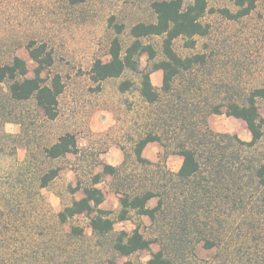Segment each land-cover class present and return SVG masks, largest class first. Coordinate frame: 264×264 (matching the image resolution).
Wrapping results in <instances>:
<instances>
[{
  "label": "trees",
  "instance_id": "obj_1",
  "mask_svg": "<svg viewBox=\"0 0 264 264\" xmlns=\"http://www.w3.org/2000/svg\"><path fill=\"white\" fill-rule=\"evenodd\" d=\"M86 1L65 0V6L77 11ZM229 1L235 10L211 9L210 0L188 4L184 0H155L149 20L128 27L116 16L109 19L105 53L108 59L101 56L93 61L89 79L101 90L109 80L127 73L136 75L137 80H123L118 90L121 94L137 91L151 110L145 131L131 139L133 169L128 166L129 154L122 144V164L114 166L97 157L94 166L100 171L90 172L86 182L80 177V169H74L76 185H68L71 202L63 206L57 218L65 225L77 216H88L96 248L130 257L150 251L152 244L158 243L160 250L146 264H264V81L257 76V61L248 68V86L241 85L244 80L238 75L234 80L216 82L212 78L218 70H224L219 67L227 65L219 61V54L208 52V45L205 51L187 56L175 48L176 41L182 39L186 48L195 50L197 38L210 35L211 25L204 21L208 14L241 22L259 4V0ZM127 30L129 42L124 37ZM156 38L160 39L159 45L152 42ZM21 48L37 64L33 77H29L27 62L18 55ZM143 56H147L148 64L141 69ZM54 64V52L46 41L0 32L3 125L18 124L24 133L26 121L20 108L27 103H34L47 120L58 119L60 97L66 90L64 76L52 73L44 77ZM158 71L163 73L160 87L152 81V74ZM213 114L243 120L251 140L214 131L209 124ZM152 143L164 148L165 162L169 156L181 157L180 169L174 172L164 161L156 163L144 157L145 149ZM70 154L83 156L84 149L79 145L77 132L64 131L54 143L42 147L41 156L29 155L26 164L35 170L31 181L40 189H50L64 169L52 163L67 159ZM109 176L110 190L119 198L115 211L102 208L106 196L98 187ZM19 180L23 181L21 177ZM78 192L84 197L77 199ZM153 200L156 205L150 207ZM133 214L147 217L157 235L149 238L139 227L131 232L116 231V224L131 220ZM83 235V227L71 225V238ZM200 245L216 251L213 260L200 258ZM110 263L115 264L113 260Z\"/></svg>",
  "mask_w": 264,
  "mask_h": 264
},
{
  "label": "rangeland",
  "instance_id": "obj_2",
  "mask_svg": "<svg viewBox=\"0 0 264 264\" xmlns=\"http://www.w3.org/2000/svg\"><path fill=\"white\" fill-rule=\"evenodd\" d=\"M153 1L87 0L77 11H70L65 6V0H0L1 34L46 41L54 52L55 64L44 77L61 73L66 84L56 121L47 120L44 112L34 103H27L20 108L26 121L23 133L18 124L3 125L0 114V264L5 261L11 264H111L112 260L115 264H146L152 254L160 250V245L154 243L150 251H141L130 257L116 256L106 248L95 247L96 239L88 216H77L65 225L60 224L57 218L63 206L71 202L68 185H76L74 169H80L82 181H88L90 172L100 171L94 166L97 157L103 159L105 154V161L108 157L115 162L118 151L115 146L120 148L119 144L127 149L130 170L135 167L131 139H137L145 131L146 118L151 109L137 91L121 94L118 87L123 80H137V76L127 73L120 79L105 82L102 89L97 90L88 72L97 57L108 59L105 53L110 33L109 19L116 16L128 27L149 20ZM184 1L188 4L193 0ZM210 8L235 10L229 0H210ZM204 21L211 25L210 35L197 38L195 50L186 48L184 40H177L175 48L178 53L187 56L205 51V45H208V52L219 54V61L227 62L226 67H219L224 70H218L212 78L214 81L234 80L238 75L244 80L241 85L248 86L251 79L248 68L254 61L258 65L257 76L264 81V0H259L257 10L241 22L226 20L219 14H208ZM124 37L129 42L128 30ZM152 42L159 45L160 39H153ZM18 55L27 62L29 77H33L37 64L25 48L18 50ZM147 64V56H143L141 69ZM205 73L208 74V71ZM162 77L161 71L155 72L152 74L153 83L159 85ZM261 114L264 116V105ZM97 118L108 121V124L105 130L100 128L93 132L89 123ZM209 124L216 132L237 134L243 140H251L247 125L241 119L213 114L209 117ZM64 131L78 133L84 154L80 157L70 154L65 160L53 162L52 165H60L64 169L50 189H40L35 181H31L35 170L26 164L29 155L41 156L42 147L54 143ZM5 134L15 138L5 137ZM28 142L30 149L27 151ZM111 148L114 149L111 151ZM164 153L159 143H152L143 156L156 163L164 161L168 169L178 171L180 157L169 156L165 162ZM111 183L109 176L98 187L106 193L103 208L115 211L119 198L110 190ZM83 196L82 192L75 195L77 199ZM149 205L154 207L156 201ZM71 225L83 227L84 235L71 238ZM137 227L149 238L157 235L156 228L147 217L135 214L131 220L117 223L115 229L131 232ZM215 254V250L203 249L201 245L198 247V255L204 261L213 260Z\"/></svg>",
  "mask_w": 264,
  "mask_h": 264
},
{
  "label": "crops",
  "instance_id": "obj_3",
  "mask_svg": "<svg viewBox=\"0 0 264 264\" xmlns=\"http://www.w3.org/2000/svg\"><path fill=\"white\" fill-rule=\"evenodd\" d=\"M163 78V77H162ZM161 84H162V79H161V81H160V83H159V85L157 84H155L157 87H160L161 86ZM107 124H108V121H105V120H103V119H99V118H97V119H92L91 121H90V123H89V125H90V128H91V130L93 131V132H96V130H100V128H101V130L103 129V130H105V128H106V126H107ZM113 124V123H112ZM116 148V150H118L117 152H116V157H114V160H115V162L114 161H112V159H109L108 157L106 158V161H105V154H104V157H103V159H101V160H103L104 162H107V163H109V164H111V165H114V166H118V165H120V164H122L123 163V161L125 160V155L123 154V153H121V148H117V146H115ZM114 148H111V151L113 150ZM110 151V152H111ZM109 152V155H111L112 154V152L110 153ZM179 169H180V167H181V165H182V158L180 157V160H179ZM71 182H73V179H71ZM105 193V192H104ZM105 196H106V193H105ZM84 197V196H83ZM105 203V202H104ZM104 205V204H103ZM103 205H102V208H103ZM118 204H116V206H115V209H118ZM104 209V208H103Z\"/></svg>",
  "mask_w": 264,
  "mask_h": 264
}]
</instances>
